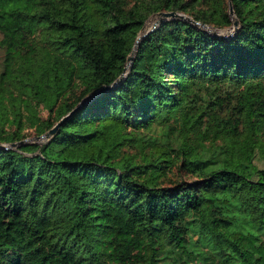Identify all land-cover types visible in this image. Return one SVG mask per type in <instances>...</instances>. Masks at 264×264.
Wrapping results in <instances>:
<instances>
[{
	"label": "trees",
	"instance_id": "trees-1",
	"mask_svg": "<svg viewBox=\"0 0 264 264\" xmlns=\"http://www.w3.org/2000/svg\"><path fill=\"white\" fill-rule=\"evenodd\" d=\"M0 51V264H264V0H0Z\"/></svg>",
	"mask_w": 264,
	"mask_h": 264
},
{
	"label": "rangeland",
	"instance_id": "rangeland-1",
	"mask_svg": "<svg viewBox=\"0 0 264 264\" xmlns=\"http://www.w3.org/2000/svg\"><path fill=\"white\" fill-rule=\"evenodd\" d=\"M178 13L181 14L183 16V18H185V19L190 18V15L185 13V12H178ZM230 15H231V18H232V24L231 25H227V26H223V27L215 26V25H212V24H205V23H204V25H201V23H198V22H195V21H193V22L196 25L202 27L203 29L207 30L208 32H210L212 34H217V35H220V36H229V35L233 34V32L238 27V22H237V24H233V21L235 19H237L236 16H235L236 14L233 11V8H232V12H231ZM164 19H168V17H165ZM161 21L162 20H160V17L157 14V12L150 14L146 18V20H145V22L143 24V27L141 28V30L139 32V35H140V33H144V32H146V31H148L150 29L155 28ZM0 55H1V51H0ZM239 97H240L239 94H236L235 97L234 98H230V100H231L232 103L236 104L237 98H239ZM187 114H188L187 116H189V112H187ZM192 118H194V117H192ZM172 120H171L172 125H175V127L178 128L179 127V123L176 122V121H172ZM192 120L193 119L190 120V123H192ZM152 127H154V126H152ZM156 130H158V127L156 128ZM45 139H47V138L39 137V136H36L34 134H29L28 136H26L24 138V141H28V142H42ZM4 144L5 145H9L10 143H4Z\"/></svg>",
	"mask_w": 264,
	"mask_h": 264
},
{
	"label": "water",
	"instance_id": "water-1",
	"mask_svg": "<svg viewBox=\"0 0 264 264\" xmlns=\"http://www.w3.org/2000/svg\"><path fill=\"white\" fill-rule=\"evenodd\" d=\"M231 12H232V6H231V4H230V6H229V13L231 14ZM157 14L159 15V17H160V20H163L165 17H182L183 18V16L181 15V14H179L178 12H176V11H172V10H161V11H158L157 12ZM189 20H192L193 21V19L190 17V18H188ZM195 22H198V23H201V25H204V23L203 22H199V21H197V20H195ZM237 22H238V20L237 19H235L234 21H233V24H237ZM150 30H152V29H150ZM150 30H148V31H150ZM148 31H146V32H144V33H140V35L138 36V38L136 39V42H138V40H139V38H141L143 35H145ZM136 42H135V45H136ZM132 58H133V55L132 54H130L128 57H127V59L129 60V62L132 60ZM73 110H75V108L73 109ZM72 110V111H73ZM72 111H70L68 114H66V115H64V116H62L51 128H49L48 130H46L44 133H42L41 135H39V137H45V138H49L56 130H57V128L59 127V125L67 118V116L72 112ZM22 141H24V140H21V141H18V142H12V143H10L9 145H3L4 147H10V146H15L16 144H18V143H21Z\"/></svg>",
	"mask_w": 264,
	"mask_h": 264
}]
</instances>
